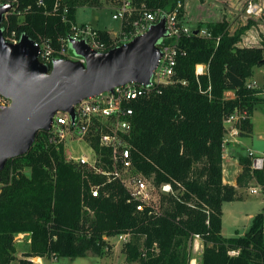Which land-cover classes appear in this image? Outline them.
<instances>
[{"label": "trees", "instance_id": "1", "mask_svg": "<svg viewBox=\"0 0 264 264\" xmlns=\"http://www.w3.org/2000/svg\"><path fill=\"white\" fill-rule=\"evenodd\" d=\"M55 1L40 5L39 0H21V9L31 8L21 24L14 15L12 27L33 39L38 33L53 39L67 34L70 24L62 20L61 11L52 12ZM65 1L72 20L80 7L103 6V0ZM134 1L167 12L184 3ZM246 28L231 31L226 21H218L207 25L210 37H183L185 53L178 58L175 82L133 103L134 123L127 138L135 168L157 184L171 182L181 189L164 211H138L120 182H107L67 161L63 147L48 144L41 130L30 150L9 159L1 171L0 264H34L35 256H100L109 244L104 235L123 232L135 236L124 252L129 261L139 259L140 264H190L188 241L195 234L204 245L199 264H264V212L253 217L245 234H222L223 203L243 199L234 185L223 181L225 119L236 110L246 111L238 126L240 135L248 136L254 109L264 103V88L249 83L255 67L264 65V44L240 45ZM100 36L113 42L106 30L101 29ZM198 64L207 70L197 74ZM228 91L235 97H227ZM92 145L101 152L98 137ZM252 160L251 154L240 157L239 186L248 187L254 178L264 186V169L253 171ZM92 185L101 186L100 196L92 195ZM26 232L31 234L30 248L19 256L16 237Z\"/></svg>", "mask_w": 264, "mask_h": 264}, {"label": "built area", "instance_id": "2", "mask_svg": "<svg viewBox=\"0 0 264 264\" xmlns=\"http://www.w3.org/2000/svg\"><path fill=\"white\" fill-rule=\"evenodd\" d=\"M39 4L46 5L45 0H39ZM0 5L11 6V9L5 13L2 27L5 38L13 44H18L21 41L22 33L12 27V17L17 15L18 23H23L25 14L31 5L21 9V0H0ZM113 5L112 18L120 21V30L116 34H113L109 29L98 28L91 22L79 23L77 20H72L69 17L68 3L65 0H56L52 12L61 11L62 20L70 24V30L67 34H59L56 39L38 33L34 41L39 47V58L50 67L59 58L80 60L86 63L85 57L71 54L72 38L84 40L97 51H107L112 47L133 41L148 31L165 15L167 33L158 44L162 50V57L154 71L151 82L148 84L130 82L116 86L113 91L102 92L82 99L75 105L74 114L69 111L57 112L50 129L45 131V139L48 144L57 148L58 145H64L66 151L68 147L77 151L78 146L83 148L84 146L81 145L87 144L82 152L78 150L80 153L77 155L69 151V155L65 156L66 160L102 175L107 182H120L130 195L128 201L136 202L138 211L150 210V213H161L154 194L158 184L153 177H149L135 168L132 147L128 142L127 136L130 134L134 123L135 109L133 103L141 98L162 93L164 86L175 82L178 58L185 53L180 44L183 37L192 34L210 37L211 33L208 29L203 30V28L194 30L185 23L183 2H179L174 10L168 12L162 8L154 10L146 2L135 3L134 0H113ZM181 8H184L183 13H181ZM262 11L263 7L256 2L250 1L247 4L246 12L249 15H260ZM101 29L110 33L113 41L111 44L101 38ZM201 65L203 70L199 71L198 64L197 74L204 73L205 68L207 70L205 64ZM183 82L186 83V81ZM0 104L10 105L11 99L0 94ZM247 115L246 111L236 110L225 119V126L229 135H240L238 122ZM95 137L99 139L101 152L92 145V139ZM252 169L253 171L264 169V156L253 155ZM91 187L92 195L94 197L100 196L101 186L92 185ZM262 187L261 184L252 185L249 192L259 194ZM161 188L166 192H174L175 190V194L176 190L178 191L171 182L161 183ZM131 235V232H123L116 236L119 237V241L127 243ZM112 237L107 236L106 239ZM193 237L196 246L201 236L195 234ZM32 261L34 264H43L42 259L36 258V256L32 258Z\"/></svg>", "mask_w": 264, "mask_h": 264}, {"label": "water", "instance_id": "3", "mask_svg": "<svg viewBox=\"0 0 264 264\" xmlns=\"http://www.w3.org/2000/svg\"><path fill=\"white\" fill-rule=\"evenodd\" d=\"M10 9L0 5V94L11 99L10 105L0 104V183L8 160L26 154L37 133L50 129L57 112L74 114L82 99L116 86L150 83L162 57L158 44L167 33L163 15L144 34L107 51L72 38V49L86 63L59 58L50 67L40 60L29 34L23 33L18 44L5 38L2 24Z\"/></svg>", "mask_w": 264, "mask_h": 264}, {"label": "rangeland", "instance_id": "4", "mask_svg": "<svg viewBox=\"0 0 264 264\" xmlns=\"http://www.w3.org/2000/svg\"><path fill=\"white\" fill-rule=\"evenodd\" d=\"M250 1L256 2L263 7V11L260 15H249L246 12L247 4ZM113 7V0H103L102 7H80L76 13V20L79 23L91 22L98 28L109 29L113 34H116L120 30V21L112 18ZM184 7V21L194 30L199 27L205 30L207 29V25L211 23L226 21L231 31L247 26L246 33L244 32L242 35L241 41H243L244 37L248 36V34L258 35L262 32V36H264V0H184ZM71 54L77 56L73 49H71ZM205 70L206 68L204 72ZM257 77L259 82L262 83L264 80V65L258 68ZM249 83H253L252 85L256 86L255 82L249 81ZM256 118L260 132L264 133V103L258 105L256 108ZM41 140H43L42 137ZM86 145L87 144L83 143L81 146L84 147L78 146L77 149L82 152ZM62 147L65 156L69 155V151L75 155L80 153L78 150L75 151L71 147H68L66 151L64 145H58L60 150ZM24 171L28 175L31 174L30 167H25ZM253 182L254 185H258L255 178ZM180 190L181 189H178V191L176 190L175 194V190L174 192L163 191L161 184L156 186L154 194L156 196V203L159 205L161 212L170 205L171 198L176 197V195L181 192ZM240 195L243 196L241 201L227 203L226 213L228 214L229 206H233V210L231 211L232 219L230 221L228 220L224 226L223 234L225 236L230 237L245 234L253 220L251 214L254 216L260 212H264V186L259 194H251L246 187L240 192ZM116 235H112L113 237L110 239H106L107 235H104V238L109 244L106 254L100 255V258L95 257L96 255L60 257L57 259L52 257L51 259L48 258L45 264H140L139 259L129 261L127 254L124 252L126 242L119 241V237ZM134 239L135 236L132 234L129 236V242L127 243L133 242ZM145 239L146 236L140 240V245H143ZM30 241L31 234L29 232L17 235L16 247L19 255H22L23 252L26 251ZM142 248L141 246V250ZM188 249L191 254L189 263H191L192 258H197V262L195 261L193 264H199L204 249L202 239L198 241L196 246L194 245V237L190 239L188 241ZM13 264H18V262H14Z\"/></svg>", "mask_w": 264, "mask_h": 264}, {"label": "crops", "instance_id": "5", "mask_svg": "<svg viewBox=\"0 0 264 264\" xmlns=\"http://www.w3.org/2000/svg\"><path fill=\"white\" fill-rule=\"evenodd\" d=\"M263 44H264V36H262V32L261 34H258V35L248 34V36H245L243 41L240 42V45H247V46H262ZM259 67L261 66L255 67L254 75L250 78L249 81L255 82L257 87L264 88V80L261 83L259 82V79L257 77V70ZM226 95L229 98L235 97V93L233 91L226 92ZM256 108L254 109V112L251 116V119L253 122L252 134L248 136H242V135L235 136V135H229L227 132L226 140L224 142L223 164H222L223 165V181L225 183L234 185L237 188L239 193L242 192V190L246 188V186L245 187L239 186L237 182L239 175L243 172V165L240 162V157L247 156L248 154L264 156V133L260 132L258 125H257L258 121L256 118ZM258 184L260 183L258 182ZM252 185H254L253 180L249 183V186L247 187L248 190ZM236 201H241V200L226 201L223 203L222 234H223V230H224V226L226 225V222L232 219L231 211L233 210V206L228 207V214H227L226 213L227 203L236 202ZM251 215L252 217L255 216V215L253 216V214ZM29 248H30V243H29V246L26 248V250H29ZM95 257L100 258V256H95ZM36 258H41L43 261V264H45L46 260L48 259V257H41V256H36ZM197 260H198L197 258H193L190 264H193L195 261L197 262Z\"/></svg>", "mask_w": 264, "mask_h": 264}, {"label": "bare ground", "instance_id": "6", "mask_svg": "<svg viewBox=\"0 0 264 264\" xmlns=\"http://www.w3.org/2000/svg\"><path fill=\"white\" fill-rule=\"evenodd\" d=\"M198 69H199V71L201 72V71L203 70V66H202L201 64H199ZM40 259H41V258H40Z\"/></svg>", "mask_w": 264, "mask_h": 264}]
</instances>
